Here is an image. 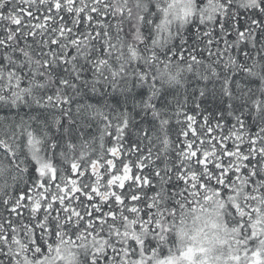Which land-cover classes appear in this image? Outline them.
Listing matches in <instances>:
<instances>
[{"label":"snow or ice","instance_id":"obj_1","mask_svg":"<svg viewBox=\"0 0 264 264\" xmlns=\"http://www.w3.org/2000/svg\"><path fill=\"white\" fill-rule=\"evenodd\" d=\"M0 264H264V0H0Z\"/></svg>","mask_w":264,"mask_h":264}]
</instances>
